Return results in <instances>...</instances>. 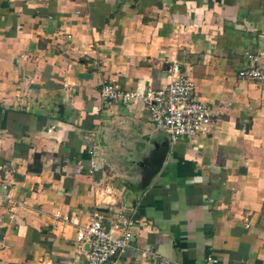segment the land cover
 <instances>
[{
  "label": "crops",
  "instance_id": "0c3cea01",
  "mask_svg": "<svg viewBox=\"0 0 264 264\" xmlns=\"http://www.w3.org/2000/svg\"><path fill=\"white\" fill-rule=\"evenodd\" d=\"M174 65L226 104L208 133L172 141L142 102L101 99L109 79L166 86ZM253 66L264 0H0V264H86L94 210L136 220L109 264H264V81L238 75Z\"/></svg>",
  "mask_w": 264,
  "mask_h": 264
},
{
  "label": "built area",
  "instance_id": "2783aa9c",
  "mask_svg": "<svg viewBox=\"0 0 264 264\" xmlns=\"http://www.w3.org/2000/svg\"><path fill=\"white\" fill-rule=\"evenodd\" d=\"M168 70L171 80L166 86L147 88L144 91L122 88L113 79H109L101 86V99L106 103L142 102L151 123L172 141L208 133L226 104H208L195 98V83L191 77L180 73L175 65ZM238 73L243 78L264 81V72L257 66L243 68ZM99 168L100 165L92 158L88 172L92 173ZM135 223L136 220L125 210L114 213L107 220L99 211H92L87 223L78 226L76 231L77 241L88 244L85 263L109 264L114 256L123 254L130 246Z\"/></svg>",
  "mask_w": 264,
  "mask_h": 264
},
{
  "label": "water",
  "instance_id": "95a60500",
  "mask_svg": "<svg viewBox=\"0 0 264 264\" xmlns=\"http://www.w3.org/2000/svg\"><path fill=\"white\" fill-rule=\"evenodd\" d=\"M168 147L169 140L166 137L162 141L158 142L155 148L142 159L140 163L141 168H143L142 179L140 181L141 188L146 187L150 183L153 176L161 169ZM86 248L88 249V244H86Z\"/></svg>",
  "mask_w": 264,
  "mask_h": 264
},
{
  "label": "rangeland",
  "instance_id": "374dc122",
  "mask_svg": "<svg viewBox=\"0 0 264 264\" xmlns=\"http://www.w3.org/2000/svg\"><path fill=\"white\" fill-rule=\"evenodd\" d=\"M162 138H163V137H162ZM162 138H161V139H162Z\"/></svg>",
  "mask_w": 264,
  "mask_h": 264
}]
</instances>
